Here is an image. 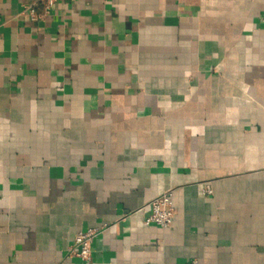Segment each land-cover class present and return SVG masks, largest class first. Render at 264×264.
Here are the masks:
<instances>
[{
  "label": "crops",
  "instance_id": "0c3cea01",
  "mask_svg": "<svg viewBox=\"0 0 264 264\" xmlns=\"http://www.w3.org/2000/svg\"><path fill=\"white\" fill-rule=\"evenodd\" d=\"M263 17L264 0H0V264H264ZM166 190L172 225L147 224Z\"/></svg>",
  "mask_w": 264,
  "mask_h": 264
},
{
  "label": "built area",
  "instance_id": "2783aa9c",
  "mask_svg": "<svg viewBox=\"0 0 264 264\" xmlns=\"http://www.w3.org/2000/svg\"><path fill=\"white\" fill-rule=\"evenodd\" d=\"M42 2L47 12L57 0H37ZM29 13L32 18H38L36 10L33 6L29 7ZM264 22V17H263ZM213 189L209 184H206L202 189L203 195H210ZM150 213L145 219L147 224H157L162 228H168L172 225L175 217V207L173 205V191L166 190L159 196L151 200ZM100 231L97 228H88L80 230L70 248V254L78 257L83 262H89L92 259V243L93 240L99 235Z\"/></svg>",
  "mask_w": 264,
  "mask_h": 264
}]
</instances>
